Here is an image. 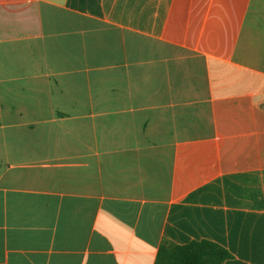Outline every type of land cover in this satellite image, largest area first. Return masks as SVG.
Instances as JSON below:
<instances>
[{"label":"crops","instance_id":"crops-1","mask_svg":"<svg viewBox=\"0 0 264 264\" xmlns=\"http://www.w3.org/2000/svg\"><path fill=\"white\" fill-rule=\"evenodd\" d=\"M264 264V0H0V264Z\"/></svg>","mask_w":264,"mask_h":264},{"label":"trees","instance_id":"trees-1","mask_svg":"<svg viewBox=\"0 0 264 264\" xmlns=\"http://www.w3.org/2000/svg\"><path fill=\"white\" fill-rule=\"evenodd\" d=\"M229 257L226 250L206 240L183 246L163 242L154 264H223Z\"/></svg>","mask_w":264,"mask_h":264}]
</instances>
